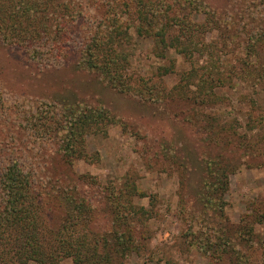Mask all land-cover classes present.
<instances>
[{
    "label": "rangeland",
    "instance_id": "1",
    "mask_svg": "<svg viewBox=\"0 0 264 264\" xmlns=\"http://www.w3.org/2000/svg\"><path fill=\"white\" fill-rule=\"evenodd\" d=\"M127 1L96 0L91 7L83 2L87 10L70 37L74 51L64 64L48 65L0 38V90L8 108L0 120V168L16 162L38 168L43 177L62 175L59 187L92 202L97 233L114 230L111 191L135 188L126 201L150 210L151 216L133 226L122 222L121 232L145 239L139 248L133 246L124 264H264V0H168L180 6L181 17L199 24L194 39L209 44L212 57L204 47L191 58L174 49L159 58L151 38L137 35L139 21L124 16V25L132 26L124 38L125 78L143 89L142 97L120 93L79 65L80 41L97 33L100 23H111ZM192 1L214 13L217 22L207 23ZM76 102L104 108L117 123L107 135L89 136L91 158L69 166L58 144L43 142L30 127L37 115L51 110L57 118L61 108ZM205 161L214 162V170L226 169L227 219L216 214L221 211L216 206L207 210L198 201L207 179ZM78 177L89 183L80 184ZM249 220L256 222L254 237L239 231L242 225L248 230ZM219 229L234 233L235 245L216 261L204 252V244ZM199 232L202 242L192 235ZM61 264L76 263L67 258Z\"/></svg>",
    "mask_w": 264,
    "mask_h": 264
},
{
    "label": "trees",
    "instance_id": "2",
    "mask_svg": "<svg viewBox=\"0 0 264 264\" xmlns=\"http://www.w3.org/2000/svg\"><path fill=\"white\" fill-rule=\"evenodd\" d=\"M231 1L234 4L243 3V0ZM83 2L90 7L96 4V0H0V38L8 45L32 51L33 58L49 61L46 63L48 65L58 64L57 62L64 64L68 60L69 51H74L70 37L74 35L75 26L84 18L81 12L87 10V7L81 8ZM169 2H124L122 8L126 9L121 8L118 14H114L113 19L110 18L111 23H100L97 33L90 39L80 41L82 47L79 51V65L101 75L111 88L120 93L140 97L145 95L143 89H137L125 78L129 58L124 52L127 40L124 38L130 34L132 28L131 25H124L123 19L126 15L134 16L139 21L135 27L137 35L151 38L154 52L159 58L165 59L171 49L191 58L197 52H202L204 47L208 48L212 57L214 51L210 45L201 46L194 39L199 34V24L190 16L181 17L180 6L169 5ZM195 2L192 1L196 12L206 16L207 23L217 22L214 13L200 9ZM189 4L192 5L190 2ZM184 17H189L188 23L183 21ZM257 38L262 40L263 35L260 34ZM74 44L77 45L75 42ZM164 70L169 73L171 67H164ZM4 103L0 90V120L5 112L8 113ZM48 111L44 115H37L30 128L43 142L58 144L61 157L69 166H73L78 159L91 158L87 151L89 136L107 135L108 127L117 123L109 111L92 108L82 102L61 108L57 118L52 117ZM7 150L4 148V151ZM28 150L26 147L23 149L26 154ZM205 165L207 179L205 176L198 201L207 210L215 211L216 206L221 210L216 214L226 218V169H212L214 162L205 161ZM46 176L47 173L43 177L38 168L16 162L1 166L0 264H61L67 258H72L76 264H124L127 254L136 250L133 246H142L144 237H138L132 232H121L122 222L126 221L129 226H133L151 216L150 210L126 201L127 196L134 194L135 188L128 187L126 192L124 189L111 191L109 196L114 197L115 203L112 214L116 213L115 220L112 218L114 230L97 233L92 228L95 209L90 204V199L80 192L75 193L72 189L66 192L64 187H59L62 175L58 177L53 174L49 178ZM77 180L83 185L89 183L85 177H78ZM214 197L217 198L216 203ZM248 223V230L242 225L239 226V231L245 230V234L248 231L251 236H256V222L249 220ZM226 233V229H219L218 235L211 236L204 244V252L216 261L225 259L229 252L228 247L235 245L234 233L231 236ZM192 235L194 239L199 237V241H203L200 232ZM248 241L253 239L248 238ZM229 259L233 260L232 257Z\"/></svg>",
    "mask_w": 264,
    "mask_h": 264
}]
</instances>
